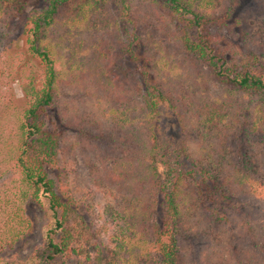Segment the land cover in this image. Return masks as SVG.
<instances>
[{
    "label": "trees",
    "instance_id": "16d2710c",
    "mask_svg": "<svg viewBox=\"0 0 264 264\" xmlns=\"http://www.w3.org/2000/svg\"><path fill=\"white\" fill-rule=\"evenodd\" d=\"M110 1L47 0L41 7L39 0H0V20L27 19L26 59L15 72L24 79L22 101L5 147L18 172L11 188L15 208L0 214V264H264V0H252L251 29L241 32L238 58H227L228 48L220 41L242 0H146L166 8L183 26V53L204 84L185 82L184 97L169 74L167 79L168 59L151 42L154 74L142 70L136 47L147 39L141 31L135 33L131 1L114 0L123 21L117 29L126 41L114 43L137 65L142 78L133 82L137 91L144 90L142 101L111 108L112 115L123 117L125 150H112L114 162L105 166V181L95 176L101 171L90 177L91 185L113 184L139 197L130 200L128 215L121 216L126 229L117 242L101 237L99 227L81 211L86 192L68 180L69 160L62 149L66 139L55 121L46 122L62 87L76 85L74 75H61L47 33L65 19L62 11H75L73 3L77 14L68 22L84 21ZM124 23L133 28L125 31ZM208 81L223 88L213 96ZM234 92L258 100L250 107L246 99L234 100ZM71 109L65 106L61 117L90 133L82 137L91 141L89 147L96 142L92 135L104 141L112 137L101 133V117L94 114L90 123L82 122L77 111L66 114ZM168 114L184 134L190 130L197 138L180 140L177 131L167 135L163 124ZM239 121L243 135L234 137ZM67 146L71 152L76 143ZM10 201L6 198V204ZM32 206L42 213L40 242L24 260L5 258L4 250L34 234Z\"/></svg>",
    "mask_w": 264,
    "mask_h": 264
},
{
    "label": "rangeland",
    "instance_id": "374dc122",
    "mask_svg": "<svg viewBox=\"0 0 264 264\" xmlns=\"http://www.w3.org/2000/svg\"><path fill=\"white\" fill-rule=\"evenodd\" d=\"M39 1H42L39 2L41 7L47 2V0ZM130 1L136 25L135 33L141 31L144 40L147 39L146 43L139 41V45L136 47L142 70H147L146 72L150 76L154 74L150 63L151 58L152 61H155V57L153 53L150 55L148 52L152 51L151 42L158 48L159 53L166 60L168 59V66L165 68L167 79L169 74L171 84L172 81L177 83L183 97L185 88L181 85L185 82L199 84L200 87H203V80H200L199 76L200 71L193 65L191 59L185 57L182 50L180 37L183 26L174 16H170L166 8H162L160 5H152L146 0ZM240 5V11H237L239 13L236 12L237 14H234L228 22V30L224 33L223 41H220L228 48L227 58H231V56L238 58V52H235V49L237 47L242 49L241 46H238L242 41L241 32L251 29L249 22L252 17L248 13L253 7V1L242 0ZM72 7L76 11L77 4L73 3ZM101 8L97 9L94 14H89L86 20L75 19L74 22H68L67 18L71 17L75 11L64 10L62 14L65 19L57 23L56 27L47 33L46 41L55 53L54 58L58 62L57 67L60 69L61 75L64 78L69 74L74 75L76 85L62 87L60 97L46 114V122L55 121L60 128L61 135L66 139L62 149L64 157H67V161L69 160L66 172L68 180H72L76 187H80L86 192V198L81 199V211H86L89 219L99 227L101 237L117 242L120 234L126 229L121 216L128 215V207L131 206L130 200L135 201L139 197L134 191L132 193L127 190H119L113 184L91 185L90 177L94 170L101 171L95 176L105 181L103 179L105 166L107 164L110 166L114 162L115 154L112 150L117 148L125 150L124 146L127 142L124 141V135L126 131L125 128H121L123 117L119 114V116L112 115L111 108L114 110L126 107V103L130 100L142 101L141 96L144 90L141 87L142 91H137L138 86L133 82L142 78L137 65L130 63L127 54L120 51L119 46L114 43L115 40L119 43L126 42L122 31L119 32L117 29V26L122 28L123 21L116 9L115 1L111 0L107 3V7ZM26 21L25 17L20 16L0 20V214L15 208L12 203L15 191L11 188L15 185L14 180L18 176V172L12 164L11 156L13 155H9L8 148L5 147L15 132L16 116L20 111V102L22 101L20 82L24 79L15 72L19 70L16 64L26 57V38L23 33ZM132 28L133 24L124 23L125 31ZM173 64H178L174 70L177 75L172 72ZM207 85L213 96L223 88L213 81H208ZM113 89L118 90L117 95L110 92ZM233 95L234 100L246 99L244 103H248L250 107H253L258 100L254 96H247L243 93L234 92ZM65 106L72 108L66 112L67 115L77 111L79 120L82 122L90 123L92 115H98L102 119L103 131L101 133H106L109 137L112 135V137L104 141L92 135L91 137H95L96 142H93V145L89 147L87 143L90 144L91 141L83 140L82 137L83 135L89 137L90 133L86 130L83 133L80 132V124L72 126L71 122L63 121L61 110ZM244 113L243 116L250 119V113ZM116 119L120 121V126ZM239 124L240 121L238 127H235V132L232 135L234 137L243 135L242 126ZM163 129L169 136L177 131L180 140L185 137L192 142L197 138L196 133L190 130L184 134L172 114L167 115ZM232 138L228 137L231 143ZM178 142L180 141L178 140ZM75 143L76 146H74ZM68 144L74 146L71 152L68 151ZM8 197H11V201L6 204ZM29 212L36 221L34 234L26 243L4 250L5 258L16 257L24 260L40 242L39 229L42 213L39 208L33 206L29 207ZM229 238L232 239V236L229 235Z\"/></svg>",
    "mask_w": 264,
    "mask_h": 264
}]
</instances>
